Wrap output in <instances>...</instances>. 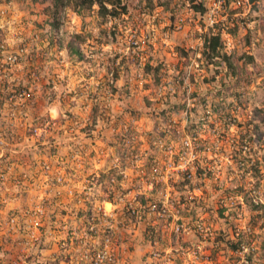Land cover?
<instances>
[{"label":"rangeland","instance_id":"374dc122","mask_svg":"<svg viewBox=\"0 0 264 264\" xmlns=\"http://www.w3.org/2000/svg\"><path fill=\"white\" fill-rule=\"evenodd\" d=\"M163 1L54 31L50 0H0V47L25 50L0 71V264H264V0L219 24L250 80L202 57L206 13Z\"/></svg>","mask_w":264,"mask_h":264},{"label":"trees","instance_id":"16d2710c","mask_svg":"<svg viewBox=\"0 0 264 264\" xmlns=\"http://www.w3.org/2000/svg\"><path fill=\"white\" fill-rule=\"evenodd\" d=\"M152 4L153 0H147V2ZM170 0H164L163 2L166 3L168 6ZM195 10H200L204 12L206 10L205 7V0H188ZM258 0H248L250 3H256ZM71 9L78 15H84L88 11H93L96 9L98 16L102 19V22L105 24L108 22L109 19L119 18L123 14L128 13L130 11V7L127 5L125 0H50L49 5L44 7L43 12L46 15L45 22L47 26L57 31L63 25V18L66 14L67 10ZM245 9L244 7L236 8L231 10L230 12V19L234 20V32L239 29L240 25H248L251 21L249 16L244 15ZM253 20V19H252ZM216 30L214 31V29ZM222 28L219 25H214L207 30L203 37V51L202 57L206 60L207 63H212L214 65L226 66L232 74L236 75L237 79H247L250 80V73H249V66L256 65V60L254 55L249 53H242L239 54L236 51H225V41L222 38ZM259 28L262 32H264V18H259ZM115 29V28H114ZM112 33H116L115 30L111 31ZM87 39L83 35V33L76 32L71 35L70 40L66 46L67 50L70 54L78 55L80 60L85 59V55L81 49V44L85 42ZM250 42V40H249ZM179 55L182 58H188L190 54L188 51H185L184 48L179 47ZM165 72V68L163 65H152L150 63H146L145 65V73L151 74L157 83H160L161 78L163 77ZM238 76V77H237ZM195 96V93H193ZM178 106V105H177ZM176 105H173V108H178ZM229 123L231 121H235V119L231 118L230 114L227 113ZM246 134L243 133L241 135V139H246ZM246 142V141H245ZM246 145L241 147V154L247 153L245 152ZM139 150H136V153ZM240 155V153L238 154ZM239 163H243L244 159L241 158L238 160ZM259 164V163H258ZM190 172H186L184 177L187 179L189 178ZM189 180V179H187ZM146 201L143 200V203ZM252 209L256 210L259 208V205L252 202L251 203ZM243 240L238 239L236 242L230 243L231 247L235 250L241 249V244Z\"/></svg>","mask_w":264,"mask_h":264},{"label":"built area","instance_id":"2783aa9c","mask_svg":"<svg viewBox=\"0 0 264 264\" xmlns=\"http://www.w3.org/2000/svg\"><path fill=\"white\" fill-rule=\"evenodd\" d=\"M216 1L217 2H215V4L217 5V7L210 8L206 5V0H205L206 10L204 11V14L206 13L207 24H209L211 26H214L216 24L219 25L220 22H221V24L225 25L226 23H228L227 21L229 19L231 10L244 7V9L246 11V5H247V3H249L248 0H246V1L245 0H216ZM186 3L191 5V3L188 0H186ZM192 8H193V6H192ZM220 11H223V14L227 13L226 15H228V16L225 17L226 15L224 14V17H223V15L221 14V18H220V14H219ZM201 13L203 14V12H201ZM229 20H231V22H233V23H231L230 26H233L234 20H232V19H229ZM6 50H7V52H6ZM24 51L25 50L23 47L20 50L15 52V51H12L10 49L5 48L4 45H2L0 47V60H2L1 58H5V59H4V62L0 61V71L2 70V68L4 67L5 64L14 65V64L21 63L22 59H23ZM4 52H6V53H4ZM30 58H32V56H30Z\"/></svg>","mask_w":264,"mask_h":264},{"label":"clouds","instance_id":"9594fccd","mask_svg":"<svg viewBox=\"0 0 264 264\" xmlns=\"http://www.w3.org/2000/svg\"><path fill=\"white\" fill-rule=\"evenodd\" d=\"M186 1V0H185ZM201 12V11H200Z\"/></svg>","mask_w":264,"mask_h":264}]
</instances>
